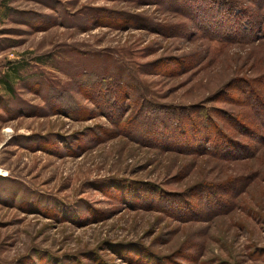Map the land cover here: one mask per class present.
I'll return each mask as SVG.
<instances>
[{
  "label": "rangeland",
  "instance_id": "374dc122",
  "mask_svg": "<svg viewBox=\"0 0 264 264\" xmlns=\"http://www.w3.org/2000/svg\"><path fill=\"white\" fill-rule=\"evenodd\" d=\"M187 3L0 0V264H264V6Z\"/></svg>",
  "mask_w": 264,
  "mask_h": 264
},
{
  "label": "trees",
  "instance_id": "16d2710c",
  "mask_svg": "<svg viewBox=\"0 0 264 264\" xmlns=\"http://www.w3.org/2000/svg\"><path fill=\"white\" fill-rule=\"evenodd\" d=\"M187 8L194 14L195 22L201 27H209L215 30L221 29L226 26L227 30L233 37L234 40H254L250 30H260V19L257 13L264 6V0H246L249 4H252V9L243 7L239 14L235 13L234 10L236 5L234 1L228 0H187ZM253 8H255L253 10ZM243 19H241L240 17ZM244 30V31H240ZM246 34L251 37L246 38ZM237 35V36H235ZM237 37V39H236ZM229 39H231L229 37ZM18 71V68L15 69Z\"/></svg>",
  "mask_w": 264,
  "mask_h": 264
}]
</instances>
